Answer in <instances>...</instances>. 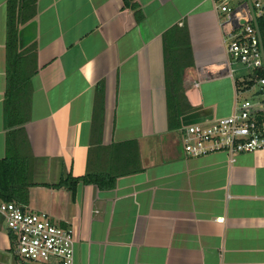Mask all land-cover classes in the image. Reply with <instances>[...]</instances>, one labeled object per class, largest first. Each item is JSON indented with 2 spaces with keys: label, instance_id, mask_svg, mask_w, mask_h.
<instances>
[{
  "label": "crops",
  "instance_id": "0c3cea01",
  "mask_svg": "<svg viewBox=\"0 0 264 264\" xmlns=\"http://www.w3.org/2000/svg\"><path fill=\"white\" fill-rule=\"evenodd\" d=\"M250 1L257 18L253 3L264 0ZM133 2L140 21L125 0H37L32 19L18 25L27 40L18 46L33 42L37 67L24 124L33 185L23 206L72 228L77 264H264V149L231 162L224 152L188 157L182 125L171 130L168 122L163 34L173 26L187 31L193 63L182 85L195 111L211 109L214 119L229 115L236 97L261 100L256 87H245L242 65H228L226 17L211 0ZM6 3L0 0V159ZM240 12L252 21L247 0ZM96 107L101 131L92 135ZM113 144L119 157L137 153L140 170L117 176L109 189L79 181L74 196L52 186L85 175L90 154L92 171L109 170ZM10 254L0 217V264H12Z\"/></svg>",
  "mask_w": 264,
  "mask_h": 264
},
{
  "label": "built area",
  "instance_id": "2783aa9c",
  "mask_svg": "<svg viewBox=\"0 0 264 264\" xmlns=\"http://www.w3.org/2000/svg\"><path fill=\"white\" fill-rule=\"evenodd\" d=\"M211 1L226 17L221 25L228 37V65L241 64L247 72L245 87H256V95L262 98L236 97L229 115L182 126L179 132L186 156L224 152L231 162L239 153L264 149V76L258 74L264 67L256 30L240 12V0ZM253 7L256 17L264 13L261 2H254ZM229 71L232 75L234 70ZM0 217L10 237L12 264H77L71 227L56 225L46 213L31 211L16 201H0Z\"/></svg>",
  "mask_w": 264,
  "mask_h": 264
},
{
  "label": "trees",
  "instance_id": "16d2710c",
  "mask_svg": "<svg viewBox=\"0 0 264 264\" xmlns=\"http://www.w3.org/2000/svg\"><path fill=\"white\" fill-rule=\"evenodd\" d=\"M37 0H7L6 22V83L3 97V113L6 131L5 156L0 159V199L2 201H16L24 204L27 201V187L32 182V158L24 124L29 120L31 78L37 72L36 49L33 42L23 48L18 46V25L32 19L36 12ZM125 5L134 10L137 21L142 19V13L133 0H125ZM257 25L264 46V13L257 16ZM164 64L166 77V94L168 107V122L171 130L182 125V117L195 111L184 95L182 85V71L193 63L188 35L185 27L173 26L163 34ZM264 76V70L258 72ZM96 104L103 99L98 93ZM101 131V109H94L92 115V135ZM130 143V142H128ZM132 143V142H131ZM130 144H125L126 147ZM116 145L115 147H117ZM109 153L112 160L110 169L92 171L91 154L88 156V170L85 175L73 177L68 175L60 178L55 187L66 186L74 196L77 182L96 184L100 189L113 187L117 176L140 170L137 153L131 159L125 153L123 157ZM102 149V146H100ZM93 150V149H92ZM91 150V151H92ZM29 152V153H28ZM136 158L137 164L132 163Z\"/></svg>",
  "mask_w": 264,
  "mask_h": 264
},
{
  "label": "water",
  "instance_id": "95a60500",
  "mask_svg": "<svg viewBox=\"0 0 264 264\" xmlns=\"http://www.w3.org/2000/svg\"><path fill=\"white\" fill-rule=\"evenodd\" d=\"M247 3H248V6L251 9L252 23L254 25V28L256 30V34H257L258 39H259V46H260V51H261L262 60H263V67H264V46H263V42H262L260 31H259V28H258V25H257V22H256V18L254 16V13H253V10H252L251 1L247 0ZM25 32H26L25 29L23 31H21V32H18V41H19L20 45L21 44L24 45L27 42V40H24L25 38L22 39V37H21L22 35H24ZM211 112H212L211 109H200L198 111H194V112H192V113H190L188 115H185L184 117H182V126L189 125V124L196 123V122H200V121H204L206 119L210 120V119H212Z\"/></svg>",
  "mask_w": 264,
  "mask_h": 264
},
{
  "label": "rangeland",
  "instance_id": "374dc122",
  "mask_svg": "<svg viewBox=\"0 0 264 264\" xmlns=\"http://www.w3.org/2000/svg\"><path fill=\"white\" fill-rule=\"evenodd\" d=\"M250 95H251V93H248V94H247V98H249V97H250Z\"/></svg>",
  "mask_w": 264,
  "mask_h": 264
}]
</instances>
